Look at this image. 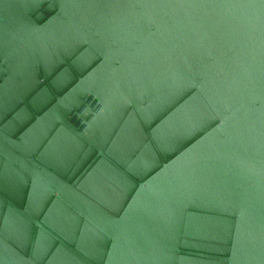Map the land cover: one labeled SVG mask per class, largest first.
<instances>
[{
    "label": "water",
    "instance_id": "1",
    "mask_svg": "<svg viewBox=\"0 0 264 264\" xmlns=\"http://www.w3.org/2000/svg\"><path fill=\"white\" fill-rule=\"evenodd\" d=\"M0 264H264V0H0Z\"/></svg>",
    "mask_w": 264,
    "mask_h": 264
}]
</instances>
